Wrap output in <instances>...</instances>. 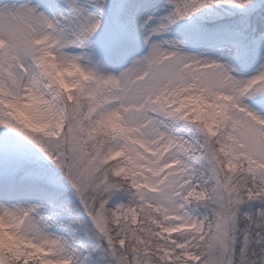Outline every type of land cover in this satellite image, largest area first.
I'll use <instances>...</instances> for the list:
<instances>
[{"label":"snow or ice","instance_id":"snow-or-ice-1","mask_svg":"<svg viewBox=\"0 0 264 264\" xmlns=\"http://www.w3.org/2000/svg\"><path fill=\"white\" fill-rule=\"evenodd\" d=\"M0 264H264V0H0Z\"/></svg>","mask_w":264,"mask_h":264}]
</instances>
